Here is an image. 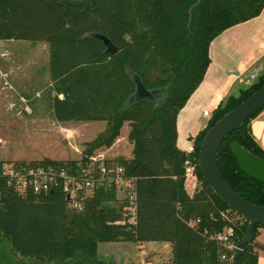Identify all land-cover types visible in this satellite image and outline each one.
<instances>
[{
	"label": "trees",
	"instance_id": "16d2710c",
	"mask_svg": "<svg viewBox=\"0 0 264 264\" xmlns=\"http://www.w3.org/2000/svg\"><path fill=\"white\" fill-rule=\"evenodd\" d=\"M263 5L264 0H0V40L47 44L53 119L105 123L104 130L86 143L78 163L42 159L13 165L83 168L92 152L109 147L127 123L132 157L113 163L134 179L136 203L134 225L113 224L124 205L113 187L95 188L75 211L59 189L19 195L0 174V264H100L97 245L116 242L167 243L168 264H233L234 249L209 236L230 228L229 242L235 246L247 221L210 190L196 159L204 132L256 90L264 82V72L255 84L213 110L205 128L192 139L190 155L175 145V123L203 78L211 39L256 16ZM99 34L115 47L114 55L105 52ZM126 71L136 75L144 89H161L162 95L128 103L134 84ZM255 115L222 140L216 165L239 197L264 207V184L243 174L230 151V144L237 142L264 160L249 131ZM186 159L197 183L191 195L184 189ZM3 166L0 161V172ZM190 221H196L194 226ZM259 226L253 227L252 241ZM251 243L239 248L238 264H256Z\"/></svg>",
	"mask_w": 264,
	"mask_h": 264
},
{
	"label": "rangeland",
	"instance_id": "374dc122",
	"mask_svg": "<svg viewBox=\"0 0 264 264\" xmlns=\"http://www.w3.org/2000/svg\"><path fill=\"white\" fill-rule=\"evenodd\" d=\"M222 35L223 34L216 35L209 42L210 57L208 55V58L211 60L212 66L210 67L206 75V80L209 83H211L212 79H214V88L217 93H212L210 90H206L203 85L199 84V87L197 86L195 88V90L187 98L183 107L178 111L176 116L175 128L177 132L176 146L180 149L184 148L190 138L193 139L201 130L205 128L206 123L213 110L219 104H223V102L231 95L237 97L241 91L240 90L238 92L235 89V86L237 85L236 82L231 89H226V86L234 81L232 80L236 73L234 67L231 68L232 66H227L230 68L229 70H227V73H224L220 76L218 74V66L222 68L228 62V59L224 58V56L219 53V45H221V38H223ZM242 56L240 55L239 58H242ZM231 59L232 61H234L235 58L232 57ZM35 67H43L41 71L44 70V72L35 75V70L33 71ZM0 72L1 86L4 89H8L9 91V95H0L1 121L2 119L5 120V118L9 117V114L7 113L14 112L16 109H18L22 114L23 111L27 108L30 109L29 106L31 103L28 102L26 98H24L28 96L15 95L13 93V90L16 89L17 85L28 87L32 84L34 86L36 82L41 83L43 79H45V75H47L48 73L46 42H32L19 39L0 40ZM262 73H260L259 75H261ZM258 76L253 79L250 85L257 82ZM250 85H248V87ZM241 87L242 90L248 88L247 86H243L242 84ZM223 91L225 92L223 93ZM160 96L153 97V99L159 98ZM39 98H41V96H39ZM10 105H12V107ZM4 115L7 116L5 117ZM12 130L14 129L9 126H0V138L2 137L6 140L0 144V161L3 162L4 165L15 163L17 164L21 162L28 163L30 161H39L45 159H12L10 157L12 151L14 150V146H12L13 143H10L11 137H13L11 133ZM128 130V124L123 123L119 129L117 137H115L112 144L109 147H100L99 149L94 150L91 157L99 155L102 162H110L112 164H114L113 162L116 158L129 160L132 157V144L127 140ZM101 132H99L98 134H100ZM98 134L90 139H86V141L82 140V142H78L76 144L79 152L78 154L75 153L76 151L71 141L70 145L65 143L64 148L67 157L66 160H62V162L74 161L78 163L82 157V152L85 149L86 143L93 140ZM54 158L57 159V157ZM196 187L197 183L194 177L187 176L184 181V188L187 193L192 194ZM121 197L122 193L117 192L116 198L119 200ZM229 218L236 219L239 224L242 223V221L240 219H237L235 216L230 215ZM256 232V235L259 233V235L262 236L264 234V225L259 226ZM251 244L252 249L256 254V264L259 261L263 262L261 258L264 257V253L263 251L258 249L259 247L257 245L256 238L252 241ZM97 255L99 257L98 261L100 262V264H168L170 247L167 243L158 242H146L140 244H134L130 242L99 243L97 245Z\"/></svg>",
	"mask_w": 264,
	"mask_h": 264
},
{
	"label": "crops",
	"instance_id": "0c3cea01",
	"mask_svg": "<svg viewBox=\"0 0 264 264\" xmlns=\"http://www.w3.org/2000/svg\"><path fill=\"white\" fill-rule=\"evenodd\" d=\"M220 34H223V38H221V45H219V53L224 56V58H227L228 62L222 68L218 66V74L220 76L227 73L230 66H232L231 68L234 67L236 70L235 76L232 78L234 81L231 84H228L226 89H231L236 82L237 85L235 86V89L239 92L242 90L241 84L248 87L253 79L264 71V5L256 16L229 26L217 35ZM208 55L210 57L209 45ZM240 55H243L242 58H239ZM232 57H234L237 61L235 59L232 61ZM211 66L212 62L209 59V64L199 84L203 85L206 90H210L212 93L216 94L217 91L214 88V79H212L211 83L206 80V75ZM42 69L43 67H35L33 71L35 70V75H38L41 72H44V70L41 71ZM249 76H251L250 81H245ZM49 87L50 82L49 75L47 73V75H45V79H43L41 83L36 82L34 86L31 84L28 87L17 85L16 89L13 90L15 95L28 96L24 98H26L31 104L29 106L30 109L27 108L24 110L25 112L23 111V114L16 109L14 112L7 113L9 114L8 118L0 121V126H9L14 129L11 132L13 137H11L10 142L13 143L12 146H14V150L10 156L12 159L33 160L45 158L53 161L66 160L67 155L64 148L65 143L70 145L71 141L74 145V149L76 151L75 153L78 154L79 152L76 147L78 142H82V140L86 141V139L94 137L104 129L105 123L102 121L68 123L56 122L53 119L49 108V98L53 95V93L49 90ZM224 92L225 91H223V93ZM7 94L9 95V91L1 86L0 80V95ZM39 96H41V98H39ZM58 98H60V96H58ZM10 106L12 107V105ZM4 116L6 117L7 115ZM249 131L253 140L264 152V109L258 112L249 121ZM4 141L6 140L1 137L0 144ZM188 146L192 147L191 138L188 140V143L183 149H180L177 146L176 147L177 149L184 151ZM54 157H57V159ZM94 158L101 160L99 155ZM255 238L259 247L258 249L264 253V234L261 236L258 233ZM261 259L263 262L259 261L257 264H264V257Z\"/></svg>",
	"mask_w": 264,
	"mask_h": 264
},
{
	"label": "water",
	"instance_id": "95a60500",
	"mask_svg": "<svg viewBox=\"0 0 264 264\" xmlns=\"http://www.w3.org/2000/svg\"><path fill=\"white\" fill-rule=\"evenodd\" d=\"M199 0H196L198 2ZM105 46V52L115 54V47L103 35H97ZM127 76L134 84V92L128 97V103L141 99L152 100L153 97L162 95V90L147 91L142 86L138 77L126 71ZM251 76L245 81L249 82ZM264 108V82L238 105L224 113L203 134L198 148L196 166L210 188L233 212L243 217L247 224L243 236L235 242L234 252L231 255L233 264L237 263L239 248L252 242L254 225H264V207L251 204L239 197L224 181L216 165V153L222 140L238 125L255 115ZM230 151L239 170L248 178L264 184V160L252 155L243 149L237 142L230 144ZM67 199V197H66Z\"/></svg>",
	"mask_w": 264,
	"mask_h": 264
},
{
	"label": "built area",
	"instance_id": "2783aa9c",
	"mask_svg": "<svg viewBox=\"0 0 264 264\" xmlns=\"http://www.w3.org/2000/svg\"><path fill=\"white\" fill-rule=\"evenodd\" d=\"M183 152L185 155H190L192 147H186ZM88 160L85 167L76 166L74 170L50 165L19 166L9 164L2 167L0 174L5 178L6 184L19 195H24L26 192L44 194L50 190L59 189L65 198L67 197L68 208L75 211L81 210L83 200L95 188L113 187L116 194L117 192L122 193L119 201L124 202L120 217L113 224L134 225L136 212L134 179L125 177L123 169L118 165H105L102 160H97L94 157H90ZM184 166L185 178L187 176L193 177L192 165L189 164L188 159L184 161ZM195 222L190 221L188 225L192 227ZM231 236L232 230L226 228L210 235L209 239L231 250L235 247L229 242Z\"/></svg>",
	"mask_w": 264,
	"mask_h": 264
},
{
	"label": "flooded vegetation",
	"instance_id": "af4514ba",
	"mask_svg": "<svg viewBox=\"0 0 264 264\" xmlns=\"http://www.w3.org/2000/svg\"><path fill=\"white\" fill-rule=\"evenodd\" d=\"M100 263V262H99Z\"/></svg>",
	"mask_w": 264,
	"mask_h": 264
}]
</instances>
